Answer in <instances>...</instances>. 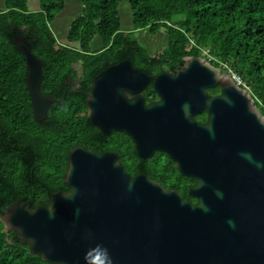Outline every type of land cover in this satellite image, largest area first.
<instances>
[{"label":"water","instance_id":"95a60500","mask_svg":"<svg viewBox=\"0 0 264 264\" xmlns=\"http://www.w3.org/2000/svg\"><path fill=\"white\" fill-rule=\"evenodd\" d=\"M36 121L61 102L41 91L43 63L23 37ZM153 80L129 59L95 78L88 117L105 135L124 132L148 159L165 152L197 185L190 196L147 176L132 178L116 153L84 147L69 155L65 184L47 206L10 207L2 221L47 264H264V116L250 90L207 58H186L175 76L161 74L162 101L130 102ZM223 86L209 99L205 90ZM210 109L208 126L191 118Z\"/></svg>","mask_w":264,"mask_h":264},{"label":"trees","instance_id":"16d2710c","mask_svg":"<svg viewBox=\"0 0 264 264\" xmlns=\"http://www.w3.org/2000/svg\"><path fill=\"white\" fill-rule=\"evenodd\" d=\"M66 1L40 0L41 10L30 11L29 0H3L0 10V264H47L16 232H6L1 218L18 202L38 208L49 205L55 194L69 192L65 176L69 155L77 147L97 154L123 150L120 159L132 178L145 173L197 202L190 196L197 182L182 176L174 162L142 160L129 144L118 148V141L130 142L128 137L117 132L109 137L89 119L87 93L109 67L129 59L136 69L154 76L179 70L186 58L203 57L208 50L213 66L241 77L264 116V0H82L81 14L62 43L53 24ZM123 3L130 5L136 32L157 35L166 29L165 49L150 54L135 32L122 31ZM18 36L43 63L41 91L61 101L42 123L34 116ZM97 37L103 47L93 51ZM80 76L81 89L73 91L71 82Z\"/></svg>","mask_w":264,"mask_h":264},{"label":"rangeland","instance_id":"374dc122","mask_svg":"<svg viewBox=\"0 0 264 264\" xmlns=\"http://www.w3.org/2000/svg\"><path fill=\"white\" fill-rule=\"evenodd\" d=\"M30 11L41 10L40 0H29ZM83 4L82 0H67L66 8L57 18L53 24V29L61 39L62 43H66V35L72 24L81 14ZM4 9L3 0H0V10ZM122 20L123 32H135L136 38L141 45L146 48L150 54L165 49L168 46V34L165 28H162L157 35H151L148 30H141L136 32L133 25V13L128 3H123L119 8ZM72 22V23H71ZM103 47L102 40L97 37L91 44L93 51L99 50Z\"/></svg>","mask_w":264,"mask_h":264},{"label":"flooded vegetation","instance_id":"af4514ba","mask_svg":"<svg viewBox=\"0 0 264 264\" xmlns=\"http://www.w3.org/2000/svg\"><path fill=\"white\" fill-rule=\"evenodd\" d=\"M183 68L179 69V70H182ZM179 70H174V71H168V72H164V73H169L171 76H175L176 73L179 71ZM222 70V69H221ZM143 72V71H142ZM222 73L224 74L225 71L222 70ZM163 74V73H162ZM161 74L159 75H154V76H150L151 78H153V80L150 82V84L146 87V89L140 93V94H132L128 91H125L124 95L126 96V98L130 101V102H134L138 99H143L144 102H145V105L146 106H152L154 104H157L159 102L162 101L161 97L159 96V94L156 92V88H155V80L160 76ZM81 79V76L78 78V80H72L71 82V89H73V91H77V89H81V86L79 84V80ZM69 85V83L67 84V86ZM205 94L207 95V97L209 99H216V98H220L224 95L223 93V86L222 85H218L216 86L215 88H209V89H206L205 90ZM193 121L201 124V125H204V126H208L210 124V120H211V113H210V109L209 108H206L201 114H198L194 117L191 118ZM117 133H124V132H117ZM113 134V133H112ZM111 134V135H112ZM128 139H129V143L127 142H121V141H118L119 143V146L118 148H123L124 145L123 144H129V145H132L134 146L135 148V152H136V155H138V157L142 160H145V161H154V160H161V162H165V163H168L167 159L168 158L169 160H171L172 162H174L165 152H159V151H156L153 156H151L150 158L148 159H144V158H141L139 156V152H138V147H137V144L135 143V141L130 137L128 136L126 133H124ZM110 135V136H111ZM109 136V137H110ZM108 152H112V151H108ZM113 153H116L119 157V160L121 161L120 157L122 155V153H124V151L122 150L121 152L119 151H113ZM122 163V162H121ZM161 165H165V164H162L160 163ZM124 166V165H123ZM125 168V167H124ZM139 176H147L148 178H150L147 174L145 173H142L140 175H138L137 177ZM136 178V177H135ZM152 179V178H150ZM154 180V179H152ZM156 181V180H154ZM156 182H159L161 183L160 181H156ZM162 184V183H161ZM197 185V184H196ZM196 185H194L193 187H195ZM191 187V189L193 188ZM167 189V188H166ZM190 189V191H191ZM168 190H173V189H168ZM180 193V192H179ZM181 194V193H180ZM183 196V195H182ZM185 199V198H184ZM197 200V199H196ZM195 204H198V200Z\"/></svg>","mask_w":264,"mask_h":264},{"label":"clouds","instance_id":"9594fccd","mask_svg":"<svg viewBox=\"0 0 264 264\" xmlns=\"http://www.w3.org/2000/svg\"><path fill=\"white\" fill-rule=\"evenodd\" d=\"M203 58H207L208 56H209V54H208V50H203ZM208 59V58H207ZM209 61V60H208ZM219 69H221V68H219ZM225 73H229L231 76H232V78H233V80L237 83V81H236V79H235V76H237V77H239L237 74H235V73H233L232 71H229V72H225ZM98 76V75H97ZM240 79H241V77H239ZM242 80V79H241ZM242 82H243V85H241V86H239L238 85V83H237V85L239 86V87H242V88H244V89H248V90H250L249 89V87H247V85L244 83V81L242 80ZM94 84H95V82H94ZM251 91V90H250ZM252 93V92H251ZM255 98V97H254ZM256 101V100H255ZM256 105V104H255ZM257 107V106H256Z\"/></svg>","mask_w":264,"mask_h":264},{"label":"built area","instance_id":"2783aa9c","mask_svg":"<svg viewBox=\"0 0 264 264\" xmlns=\"http://www.w3.org/2000/svg\"><path fill=\"white\" fill-rule=\"evenodd\" d=\"M235 79H236L239 86L243 85V82L239 77L235 76Z\"/></svg>","mask_w":264,"mask_h":264},{"label":"crops","instance_id":"0c3cea01","mask_svg":"<svg viewBox=\"0 0 264 264\" xmlns=\"http://www.w3.org/2000/svg\"><path fill=\"white\" fill-rule=\"evenodd\" d=\"M72 23V22H71Z\"/></svg>","mask_w":264,"mask_h":264}]
</instances>
